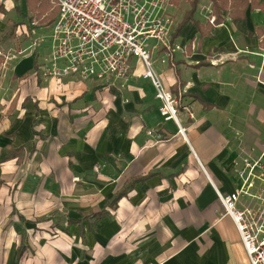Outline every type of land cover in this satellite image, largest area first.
Listing matches in <instances>:
<instances>
[{
	"label": "crops",
	"instance_id": "obj_1",
	"mask_svg": "<svg viewBox=\"0 0 264 264\" xmlns=\"http://www.w3.org/2000/svg\"><path fill=\"white\" fill-rule=\"evenodd\" d=\"M193 1L172 53L149 41L185 137L140 59L124 89L45 76L57 4L0 0V264H251L217 189L264 152V0H197L182 27Z\"/></svg>",
	"mask_w": 264,
	"mask_h": 264
},
{
	"label": "built area",
	"instance_id": "obj_2",
	"mask_svg": "<svg viewBox=\"0 0 264 264\" xmlns=\"http://www.w3.org/2000/svg\"><path fill=\"white\" fill-rule=\"evenodd\" d=\"M54 2L58 16L51 34L50 65L45 67L44 75L58 81L96 79L109 87L124 89L132 73L131 60L138 58L144 66L142 77L156 89L161 115L175 121L179 133L186 137L187 128L179 123L177 97L155 70L149 50V41L156 40L157 47L174 51L169 45L175 23L168 12L172 0ZM241 161V167L235 165L240 185L232 193L223 194L218 189L217 193L225 215L232 218L240 233L250 263L264 264V152L258 158L243 156Z\"/></svg>",
	"mask_w": 264,
	"mask_h": 264
},
{
	"label": "trees",
	"instance_id": "obj_3",
	"mask_svg": "<svg viewBox=\"0 0 264 264\" xmlns=\"http://www.w3.org/2000/svg\"><path fill=\"white\" fill-rule=\"evenodd\" d=\"M223 3L225 2V0H223L222 1ZM196 4H197V0H194L193 2H192V5H191V9L186 13V15H185V18H184V20H183V22H182V24H181V26L183 27L185 24H187L188 22H190L191 20H192V17H193V14H194V12H195V10H196ZM216 6V5H215ZM215 22H217V19L215 20ZM137 181H139V180H137ZM125 195V193H118L117 195H116V197L114 198V200L110 203L112 206H114V205H116L117 203H118V201L120 200V198H122L123 196ZM22 250V249H21ZM20 254H19V256H18V258H17V264H18V261H19V259H20Z\"/></svg>",
	"mask_w": 264,
	"mask_h": 264
},
{
	"label": "rangeland",
	"instance_id": "obj_4",
	"mask_svg": "<svg viewBox=\"0 0 264 264\" xmlns=\"http://www.w3.org/2000/svg\"><path fill=\"white\" fill-rule=\"evenodd\" d=\"M182 7H184V5H183V4H182ZM181 11H182V10H181ZM181 11H180V14H181ZM8 29H9V28H8ZM3 33H4V32H3ZM10 38H11V37H9V38H7V39H9V40H10ZM12 45H13V44H10V46H9V47L7 46V50H8V49H10ZM13 46H14V45H13ZM162 80H163V79H162ZM163 83H164V81H163ZM164 85H165V83H164ZM177 100H178V99H177Z\"/></svg>",
	"mask_w": 264,
	"mask_h": 264
}]
</instances>
